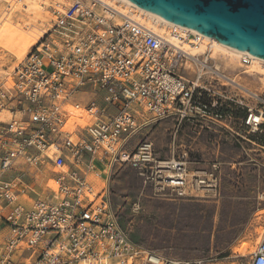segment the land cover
<instances>
[{
  "label": "built area",
  "instance_id": "2783aa9c",
  "mask_svg": "<svg viewBox=\"0 0 264 264\" xmlns=\"http://www.w3.org/2000/svg\"><path fill=\"white\" fill-rule=\"evenodd\" d=\"M52 14L51 29L0 81V264H201L132 242L111 207L106 176L117 164L156 163L151 141L128 149L149 119L173 118L174 137L186 121L197 136L228 132V101H243L222 88L243 87L219 69L210 40L154 28L120 0H71ZM201 43L196 54L184 48ZM87 86L93 94L82 102L77 94ZM249 93L258 106L248 107L241 125L255 132L264 98ZM257 146L264 156V140ZM172 163L158 162L156 177L181 188L183 171L161 173ZM218 167L199 183L215 190ZM39 173L44 181L50 174L43 191ZM249 264H264V232Z\"/></svg>",
  "mask_w": 264,
  "mask_h": 264
},
{
  "label": "rangeland",
  "instance_id": "374dc122",
  "mask_svg": "<svg viewBox=\"0 0 264 264\" xmlns=\"http://www.w3.org/2000/svg\"><path fill=\"white\" fill-rule=\"evenodd\" d=\"M70 1L0 0V81L51 29L52 11L62 10ZM214 56L219 69L243 87V91L231 85L222 88L229 98L243 101L239 107L228 101L230 130L197 136L186 121L174 137L173 118L149 119L132 135L128 149L134 151L149 140L156 163L142 169L117 164L106 176L105 186L121 229L137 245L167 258L201 264H249L264 232V156L257 146L264 140V124L253 132L241 125V118L248 107L258 106L249 92L264 98V82L251 67L242 73L240 61ZM92 94L87 86L77 98L86 102ZM96 98L102 102L100 94ZM237 131L243 138L237 137ZM172 160L179 168L172 163L161 173L183 171L186 181L181 188L156 177V164ZM214 162L219 165L218 181L211 190L208 180H199L209 178ZM43 174L36 184L40 191L50 180L47 173L44 181Z\"/></svg>",
  "mask_w": 264,
  "mask_h": 264
},
{
  "label": "water",
  "instance_id": "95a60500",
  "mask_svg": "<svg viewBox=\"0 0 264 264\" xmlns=\"http://www.w3.org/2000/svg\"><path fill=\"white\" fill-rule=\"evenodd\" d=\"M239 51L264 58V0H126Z\"/></svg>",
  "mask_w": 264,
  "mask_h": 264
},
{
  "label": "bare ground",
  "instance_id": "6f19581e",
  "mask_svg": "<svg viewBox=\"0 0 264 264\" xmlns=\"http://www.w3.org/2000/svg\"><path fill=\"white\" fill-rule=\"evenodd\" d=\"M128 5H131L135 8H137L139 11L142 12V14H144L146 16V18L148 20H150L152 22V25L155 27H157V25H163V26H171L174 27L176 30H178L179 32H186V31H190L192 33H195L196 35H201L203 37H205L206 40H210V42H212V55H222V57L224 56L225 58H227L229 61H234L236 60L237 62L239 61L240 58L242 57H249L251 59V64L249 66L246 67H242L240 65V63H238V66L243 69L242 73H247L248 72V68L251 67L253 72H256L260 75L259 80L262 82H264V58L261 57H256V56H252L250 54H248L247 51H239L233 47H230L222 42H220L219 40H217L216 38L213 37H207L203 34H200L198 32H196L195 30H192L188 27L182 26V25H178L172 22H169L159 16H157L156 14H153L151 12H148L146 10H143L141 8H138L136 6H134L133 4H131L130 2L126 1V0H120ZM171 40H176V38H170ZM190 54H196L200 51L204 50V44L201 43L199 46L191 47V46H187L185 45L184 47ZM215 58H217L216 56H214ZM233 63V62H232ZM247 68V69H245ZM251 72V71H250ZM176 167H178V165L176 164ZM180 170V169H179ZM175 184L179 183L178 180L174 181Z\"/></svg>",
  "mask_w": 264,
  "mask_h": 264
}]
</instances>
